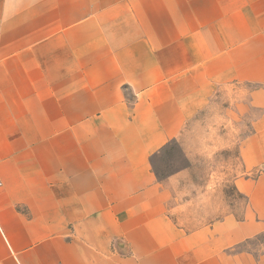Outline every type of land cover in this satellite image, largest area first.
<instances>
[{
  "label": "crops",
  "instance_id": "obj_1",
  "mask_svg": "<svg viewBox=\"0 0 264 264\" xmlns=\"http://www.w3.org/2000/svg\"><path fill=\"white\" fill-rule=\"evenodd\" d=\"M224 88L247 207L186 229L153 159ZM263 234L264 0H0V264H264Z\"/></svg>",
  "mask_w": 264,
  "mask_h": 264
},
{
  "label": "rangeland",
  "instance_id": "obj_2",
  "mask_svg": "<svg viewBox=\"0 0 264 264\" xmlns=\"http://www.w3.org/2000/svg\"><path fill=\"white\" fill-rule=\"evenodd\" d=\"M234 90L218 92L210 106L153 159L158 180L172 190L170 213L186 229L228 214L244 216L248 200L237 190L235 180L242 174L239 143L250 129L247 123L233 125L227 113ZM243 248L264 254V234Z\"/></svg>",
  "mask_w": 264,
  "mask_h": 264
}]
</instances>
